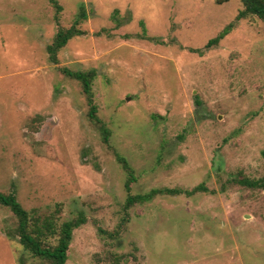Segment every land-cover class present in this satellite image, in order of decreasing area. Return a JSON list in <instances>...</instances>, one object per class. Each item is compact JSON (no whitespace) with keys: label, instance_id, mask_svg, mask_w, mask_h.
<instances>
[{"label":"rangeland","instance_id":"obj_1","mask_svg":"<svg viewBox=\"0 0 264 264\" xmlns=\"http://www.w3.org/2000/svg\"><path fill=\"white\" fill-rule=\"evenodd\" d=\"M56 2L57 24L45 0H0V192L57 225L82 214L64 264H264V190L235 182L264 173V24L234 22L238 0ZM81 6L85 34L50 63L45 47ZM61 69L95 73L107 143ZM115 154L130 195L205 191L124 208ZM13 225L0 206V264H36Z\"/></svg>","mask_w":264,"mask_h":264},{"label":"trees","instance_id":"obj_2","mask_svg":"<svg viewBox=\"0 0 264 264\" xmlns=\"http://www.w3.org/2000/svg\"><path fill=\"white\" fill-rule=\"evenodd\" d=\"M53 11V21L57 24L58 15L61 12V6L56 0H45ZM242 9L237 12L234 17V22L240 19L253 16L264 24V0H238ZM85 18L82 6L79 7V12L76 15L70 27L63 29L57 28L51 42L45 47L48 55V60L52 64H56L57 52L64 47L68 40L72 37L84 35V31L79 30L76 26ZM234 22L227 24L218 34L208 40L203 46V49H209L216 46L232 29ZM62 74L76 81L80 86V91L84 96L87 105V117L93 122L97 130L101 134L103 143H107L108 130L96 116V107L92 102L91 82L94 79L93 71H68L61 69ZM264 156V152L262 153ZM115 160L120 165L125 173V181L123 188L126 192L124 200V208H129L133 204H143L150 201L154 196L161 194L168 195H184L189 197L198 192H204L205 189L201 184H198L188 190L181 189H152L147 193L130 195V184L134 177L132 170L128 166L126 160L115 154ZM236 184L250 189L264 190V173L261 178L250 180L246 178L236 179ZM0 206L9 210L13 219L14 225L5 231V235L9 238L16 239L22 250L26 252L30 259L36 261V264H64L67 256L66 252L71 241L72 231L84 223V218L81 213L70 220L62 221L59 225L55 223V218L52 214L40 216L36 211H26L17 202L13 191L9 193L0 192ZM55 238V244L48 245V240ZM19 264H24L23 260H19Z\"/></svg>","mask_w":264,"mask_h":264}]
</instances>
